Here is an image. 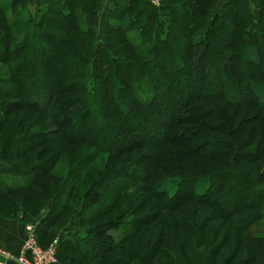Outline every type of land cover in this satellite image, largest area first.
I'll use <instances>...</instances> for the list:
<instances>
[{
	"label": "rangeland",
	"instance_id": "obj_1",
	"mask_svg": "<svg viewBox=\"0 0 264 264\" xmlns=\"http://www.w3.org/2000/svg\"><path fill=\"white\" fill-rule=\"evenodd\" d=\"M117 1L104 0L101 5L102 12L108 14L112 8L118 11L115 8ZM154 1L160 3L162 0ZM193 1L195 4L190 5L191 8L203 12L209 19L214 18L206 23L207 42L200 44L208 49L207 57L203 61L205 65L203 71L205 70L206 75L202 76L211 78L225 72L226 76L233 79L229 66V60L232 58V63L241 71L238 79L241 91L248 92L249 89L245 84L248 80L264 88V37L259 35L261 32L264 33V0H256L257 4L255 0ZM225 1L220 11L216 12ZM84 2L87 0L82 3ZM49 4L58 5L54 7L84 11L80 5L73 7L69 0H50ZM10 6H5V9H8L5 14L12 36L10 34L9 40L4 39V44L6 48L20 45L22 53L27 54L26 57L34 56L39 40L34 37V28L32 29V25L28 23L27 17L39 16L40 13L37 12L43 5L40 4L36 8L30 5L19 10L18 14L11 11L18 5ZM203 9L206 10L205 13ZM203 16H178V36L184 43L181 47L182 53H187L191 49L193 55L194 47L198 49L196 43L189 48L186 45L196 40L190 24ZM114 20L112 18L111 21L116 22ZM2 22L3 18L0 15V29H3ZM100 22H102L101 18ZM253 22L258 25V28L257 26L254 28H257L255 30L257 33L259 31L257 40L263 56L262 67L246 66L241 59L238 60L237 55L241 54L245 47L240 39L230 47L225 46L228 40L233 39L235 32L245 33ZM53 28L62 36H70L68 35L70 33L63 28ZM27 29L29 37L26 38L28 42H25L23 34ZM135 32L132 31L130 34L133 35ZM116 35L119 37L109 41L110 55L130 58L132 62H138L137 58L127 50L121 35ZM131 38L135 44L142 40L134 36ZM248 40L251 41L252 38L248 37ZM67 42L66 46L69 50L59 53V58L77 57L83 53L85 44L81 37L70 36ZM52 45L53 43L48 44V46ZM116 45L119 47L116 48ZM5 46L0 45L1 54L2 51H6ZM120 47L121 52H118ZM144 48L147 49V46L140 45V50ZM162 48L167 51L168 56L162 61L160 68H154L152 70L154 74L150 77L135 75L138 78L134 79L130 86L129 97L133 100L146 104L153 99L152 107L148 111L138 107L136 114L125 116L116 108V100L121 95L117 90L118 87L120 89L118 78L122 79L120 67L114 70L110 64L106 66L105 73L100 69L99 75L106 74L111 80L104 77L106 81H101L97 73L90 75L88 65L81 68L79 63H75L77 67L72 69V76L67 81L74 84L71 92L58 89L64 84V80L56 78L58 72L54 69L49 70L50 74H47L45 85H40L39 82L40 96L46 98V109L40 110L38 106L31 109L15 103L10 106L8 113L2 114L0 111V166L5 165L8 169L15 168V171L26 172L41 160L54 159L53 164L49 165L34 185L31 184L30 175L0 174L2 188L29 186L6 195L0 194V217L17 218L22 221L24 228L22 243L27 237L26 225L35 226L34 236L37 245L42 250L47 249V264H110L107 263L109 257L104 261L84 258L76 259L79 262H74L72 253L65 252L67 247L73 246L74 241H62L71 233L89 226H93L95 232L101 231L102 228L97 229V226L105 221L113 226L119 221L122 222L109 230L117 240V246L109 256L115 253L114 259L120 256L123 260V262L115 261L118 262L116 264H223L224 258L228 256L232 258L229 264H264V210L260 213L262 209L260 202H264V109L259 106L262 102L260 98H254L251 94H247L248 100L240 105L219 99L221 95L216 96V92L212 93L215 87L209 86L206 82L200 86L201 80L195 73L191 82H188L187 76L182 77L181 63L177 58L171 59L174 54L170 45L164 44ZM103 50L106 52L105 49ZM229 52L231 58L227 55ZM2 56L4 57L1 58ZM2 56L0 58L4 61L0 60V75L8 77L12 74L11 66L18 62L21 56L7 59V56ZM168 60L170 63H167ZM25 62L23 60L20 65ZM88 63L90 65L91 60H88ZM156 70L159 72L155 74ZM132 74L134 73L130 75ZM135 77L133 75L132 79ZM166 78L169 83L171 82L172 91L165 86ZM36 79L34 74L31 75L28 84L29 87L37 90L39 86ZM89 81L94 82V87L87 84ZM15 87L14 83L0 79V91L16 92ZM216 88V91L221 93L233 90L224 83L218 84ZM166 90L171 92L170 96ZM155 91L158 95L153 98ZM244 95L241 93L243 99ZM65 96L79 98L80 101L73 104L67 113L62 114L61 98ZM210 97H215L216 100L209 99ZM1 106L2 104L0 110ZM209 107H213V111L216 110L218 114L213 120L199 118L194 121L197 114L205 116L204 112H209ZM88 108L96 110L97 115L92 114L88 123L81 124L83 129L79 128L80 116ZM68 114L73 118L63 129L65 133H70L71 141L81 140L84 133L81 131L88 129L89 125L93 126H89L90 133L86 134L89 144L57 142L59 139L54 134L56 121ZM226 118L228 124L223 122ZM106 121L113 125L115 131L108 128L101 129L98 133L97 127L104 128L103 122L106 125ZM218 125L222 126L217 128ZM27 132L45 133L44 136L46 138L51 136L52 140L48 139L22 155H14L11 142L18 134ZM184 136L193 137L184 144ZM179 139L182 140L181 143H177L176 140ZM219 139L237 143L236 150L233 152L232 148L224 159L186 158L182 153V149L188 144L203 148L210 140L219 142ZM74 167L78 170L73 171ZM228 169L233 171L220 175ZM155 173L163 177L182 176L189 179L216 174L212 179L211 191H208V195H213V198L210 197V203H213L216 209L212 210L195 202L184 203L175 209H165L161 203L165 197L161 199L153 197V192H149L148 183L144 181L148 174ZM100 180H106V185L99 187ZM159 180L162 179L153 178L151 184ZM94 182H96L95 186L92 185ZM221 184L223 186L227 184L229 188L216 193ZM194 185L195 181L186 182L180 191L186 195L193 194ZM101 190L103 192L98 194L97 191ZM86 192L93 202L107 204L112 209L100 217L84 218V215H87L85 211L83 212L86 207ZM179 197L180 195L176 199ZM222 202L225 205L222 206ZM93 212L91 209L89 215L95 214ZM229 212L232 214L228 216ZM48 214L53 215V220L45 231L41 229L43 226L41 218L50 217ZM133 220L138 227L125 237L124 233L132 231L134 227ZM235 235L240 236L239 240ZM61 242L69 244L67 247L63 246L65 248L63 252L60 249ZM134 247L141 248V252L133 251ZM49 250L54 251V254L50 255Z\"/></svg>",
	"mask_w": 264,
	"mask_h": 264
},
{
	"label": "trees",
	"instance_id": "obj_2",
	"mask_svg": "<svg viewBox=\"0 0 264 264\" xmlns=\"http://www.w3.org/2000/svg\"><path fill=\"white\" fill-rule=\"evenodd\" d=\"M10 3H7L5 6H16V8L11 9L12 13L16 12L18 14V11L24 8L28 7V0H9ZM50 0H42V9L38 10L37 14L40 13L39 16H30L27 17L28 23L32 25V29L34 28V37L38 38L39 43L38 46L35 48V54L34 56H27V54L22 53L20 49V45L9 48L5 46V40H9V36L11 34L12 36V30L10 25L8 24L5 12L8 9H5L4 5H0V15H2L3 22L1 27L3 29H0V45L5 46L6 51H2V54L0 53V56L5 55L7 58H13V57H19L21 56V59L18 62H15L10 69H12V74L8 77H4L0 75V79L8 82V83H14L16 85V92L15 91H0V104L1 106V112L2 114L8 113L7 111L10 110L11 105H15V103L20 105H25L31 109L39 107L38 109L44 110L46 109V98L41 97L40 93V85H45L47 83V74L49 75V70L54 69L55 72H58L56 74V78L59 80H64V84L61 86V88H58L60 91H68L71 92L73 90L74 84L72 82H67L68 78L72 76V69L77 67L75 63H79V67L84 68L85 65H88V69L90 70V75L93 76V73H97V77L99 75V70L101 69L105 73L106 66H109L110 64L114 68V70L119 69L121 70L122 79L119 80L120 83V89L117 88L118 93L120 95L119 98L116 100V108L120 110L122 114H125V116H132L136 114V110L138 107L143 110H150L152 107L153 99L151 102L146 104H141L137 100H133L131 97H129V92L131 91V85L134 82V79H137L138 77H135V75H145L150 77L154 73H152L153 69L156 67H159L164 61L165 58H167L168 54L167 51L163 50V45L167 43L170 45L171 52L174 54V56L171 58L174 60L177 58L182 69L183 76L188 79V82H191L192 76L195 73L197 75L196 77H199L201 80L200 86L203 85V83H208L209 86L212 85V87L216 92L215 95H221L219 99H223L226 102L236 103L238 105L244 104L247 98V94H251L254 98H260L261 104H259L261 109H264V88L258 85L256 82L248 80L245 81V84L249 90L248 92L241 91L240 89V79L241 71L237 66L232 63V58L230 52L227 53L228 56H230V68L233 73L234 78L230 79L229 76H226L225 72H222L223 74H219L216 76H213L211 78L203 77L202 75H206L203 71L204 69V63L203 61L207 57L208 49L202 47L200 44H204L207 42V22L212 21L213 19H209L206 15L203 14V12L195 11L193 8L190 7V5H194L195 1L193 0H162L160 3H153L152 0H118L116 3V9L118 11H114L113 8L111 9V12H108L105 20L101 23L99 19V10L101 9V1L102 0H87V2L82 3L86 0H69V3H72L73 7H76L78 5L81 6V9L84 11H77V9H65L64 7H54L58 5L49 4ZM256 4L257 1L255 0ZM226 3V1L216 10V12H219L220 9L223 7V5ZM157 7V8H155ZM40 8V7H39ZM38 8V9H39ZM213 9V8H212ZM210 9V11L212 10ZM259 10V8H258ZM47 11V12H46ZM204 13L206 10H204ZM116 12V13H115ZM211 14V13H209ZM191 15H201L203 16L201 19H198L197 21L190 24V28L192 30L193 36L195 35L196 40L188 43L186 46L189 48L194 45L195 43L198 44V49L194 47V52L192 55L191 49L187 53H182L181 47L184 45L183 40L181 41L178 36V25H177V18L178 16H191ZM212 15V14H211ZM213 16V15H212ZM112 18L116 19V22H112ZM256 19V18H255ZM5 22V23H4ZM257 22V19H256ZM85 24L84 26L82 25ZM258 25L257 23L253 22V24L249 26V30H247L245 33L242 34V32H235L233 39L228 40L226 42L225 46L230 47V45L237 40L240 39V41L245 45L243 50L241 51V54L237 55L238 60L241 59V62L246 66H256V67H262L263 63V56L260 52V43H258L257 40V28H254ZM53 27H59L63 28L67 33L69 32L70 36L73 37H81L83 40V53L76 56H72L69 58H59V53H63L66 50H69L66 46L68 44L67 39L70 38V36H62L60 32L55 30ZM253 28V29H252ZM136 31L133 35L130 34V32ZM3 34V35H1ZM116 34L121 35V38H123L124 44L127 46V50L130 52L131 55L137 58L138 62H132L130 58H119L117 55H114V57L110 52L109 49V41L110 39H115L117 36ZM25 38L29 37V30L27 29L24 34ZM247 35V36H246ZM264 37V33L261 32V34ZM135 38H141L142 40L138 42V44H135L131 37ZM236 37V38H235ZM249 38H252L251 41L248 40ZM239 41V42H240ZM167 42V43H166ZM49 43H53L52 46H48ZM146 45L147 49L144 48V50H140V45ZM120 45V44H119ZM119 45H116L115 47H119ZM111 46V45H110ZM125 46V47H126ZM125 47H123V50H125ZM60 49L57 50V49ZM106 50L104 52L103 49ZM169 48V47H168ZM121 47L118 52H121ZM141 52V53H140ZM211 53V51H210ZM9 54L10 57H9ZM223 56V55H222ZM2 56L1 58H3ZM1 61H4V59H1ZM102 59V60H101ZM115 62H114V60ZM26 61L24 64L20 65V62ZM28 60V61H27ZM88 60H91V63L89 65ZM96 61V62H95ZM167 63H170V60H168ZM172 64V62H171ZM82 65V66H81ZM167 65V64H166ZM173 65V64H172ZM95 67V71H93ZM160 68V67H159ZM130 69V71H129ZM217 69V68H216ZM159 71L156 70L155 74ZM131 73H134L130 75ZM207 73V72H206ZM33 74L37 77L36 83L39 86L38 89H34L29 87L28 80L33 76ZM127 74V77H126ZM208 74V73H207ZM84 75V74H83ZM134 75L135 78L132 79V76ZM110 78L103 74L102 76L99 75V78L104 81L106 79ZM42 78V79H41ZM27 79V81H26ZM117 80V79H116ZM100 81V83H101ZM165 86L172 91L171 88V82L169 83V80L166 78L164 79ZM40 82V83H39ZM186 82V80H184ZM105 83V82H104ZM155 83V81H154ZM173 83V81H172ZM224 83L229 86V88H232L233 90L230 92H220L216 91V86L218 84ZM88 85H93L94 82L89 81L87 82ZM126 84V86H125ZM125 86V88L123 87ZM156 86V83H155ZM120 91V92H119ZM169 90H166V93L170 96L171 92ZM241 93L244 95L241 96ZM84 95V94H83ZM158 95V92L155 91V95L153 98H156ZM163 96V95H162ZM164 99L165 96H163ZM86 98V96H85ZM210 97L209 99H211ZM11 99L12 101H10ZM18 99V100H16ZM79 99V98H78ZM75 99L73 97H64L61 98V113H67L68 109L71 108L73 104L78 103L80 99ZM213 100H216L215 97L212 98ZM167 100V99H166ZM18 101V102H17ZM38 103V104H36ZM48 107V106H47ZM213 107H209V112H204L205 116H200V114H197V117L194 121L198 120L199 118H205V119H211L213 120L214 117H216L218 114H216V110L213 111ZM158 111H160L158 109ZM55 112V111H54ZM52 113V112H51ZM53 114V113H52ZM92 114L97 115L96 110H92L91 108H88L84 110V113L80 116V122L81 125L83 122L89 121V118ZM54 115V114H53ZM55 116V115H54ZM57 116V115H56ZM199 116V117H198ZM220 116V115H219ZM211 117V118H210ZM73 116L71 114H68L67 116H64L60 118V120L56 121V129H54L55 137H58L57 142H63L66 141L67 143H75L77 145H87L89 144V141L86 140V134L90 133L88 129L84 132L81 140H73L69 137L70 133H65L63 127L68 125L70 123V120H72ZM102 121V120H101ZM148 121V120H147ZM182 121V120H180ZM179 121V122H180ZM225 124H228V119H224L223 121ZM93 123V121H92ZM78 124V125H79ZM223 124V125H225ZM79 128H82V125ZM104 128H98L97 131L101 129H108L115 131L113 128V125L106 121L103 122ZM218 125L217 128H219ZM93 127V126H92ZM106 127V128H105ZM85 134V139H84ZM45 133L41 132H27L18 134L16 137H14L13 141L11 142V145L13 146V154L14 155H22L24 152H28L39 145L45 143L48 139H51V136L46 138ZM190 137L193 136H184V144H186V141L191 139ZM153 139V137H151ZM179 140H176L177 143H181ZM220 140V139H219ZM174 141V142H176ZM109 145V144H108ZM233 145V146H232ZM233 148V149H232ZM237 148V143L232 142L231 140L227 142L226 140H220L219 142H214L210 140L208 144H205L203 148L198 147V145L195 144H188L184 149H182L183 155L187 157H198L203 158L206 160H214V159H224L228 152L232 149L233 152ZM183 157V156H182ZM184 158V157H183ZM217 161V160H216ZM54 162L53 158H48L39 161L37 164H35L32 168H29L28 171H15L16 169H8L5 165L0 166V174L9 175V176H32L31 184L34 185L36 181L39 179V177L45 173L46 169L49 168V165H52ZM232 164V163H231ZM233 165V164H232ZM73 171L78 170L77 167L72 168ZM228 171L232 172V169H228L227 171L221 172V174L227 173ZM216 177V174L214 175H208L198 178H184L182 176L178 177H163L162 175L155 173V174H148L147 178L144 180L148 184L149 192H153V197H158V199H161L165 197L161 203L165 207V209H175L179 207L180 205L188 202H195L200 203L202 205H205L209 209L215 210L216 208L214 205L210 203V197L213 198V195H208L211 191V183L212 179ZM230 177V176H229ZM232 177V176H231ZM153 178L156 179H162L154 184H151V181ZM113 182V180H111ZM195 181L194 185V192L193 194H187L182 193L180 190L185 185L186 182ZM106 180H100L98 183L99 187L106 185ZM93 186L96 185V182L92 184ZM26 188H29V186H26ZM22 188V185L14 186L13 188L6 189L5 187H0V194L6 195L9 192L19 190V189H26ZM228 185L221 184L220 188L216 191V193H219L225 189H228ZM210 190V191H209ZM213 190V189H212ZM209 191V192H208ZM103 190L97 191L98 194L102 193ZM87 193V192H86ZM179 198L176 199L177 196ZM62 196V195H60ZM64 197V196H62ZM212 200V199H211ZM213 201H215L213 199ZM247 204V203H246ZM93 205H97L100 207H94ZM222 206L225 205L224 202L221 204ZM260 205L262 206L260 213L262 210H264V202H260ZM85 213L84 218H94V217H100L108 213L112 207H110L107 204H100L93 202V199H89V193H87V200L85 203ZM235 206V205H234ZM233 206V207H234ZM94 207V208H93ZM92 212L94 210L95 214L89 215V212ZM93 212V213H94ZM217 212V211H216ZM232 213L229 212L227 215H231ZM220 215V214H219ZM48 216H50L48 214ZM223 216V217H228ZM42 219V220H41ZM42 221V230H47V227L51 225V222L53 220V215L50 217L45 216V218H41ZM40 221V222H41ZM122 222L119 221L115 226L113 224L105 221L102 222V224H98L97 229H101V231L95 232L93 229V226H89L83 230L76 231L75 233H71L69 237L66 239H63L62 241H74L73 246H69L68 242H61L60 249L63 252L65 248L63 246L67 247V251H65L68 254H71V256L74 257L72 259L74 262L78 259H99L101 261H104L107 257L109 259L107 260V263L110 264H116L118 262L115 261H122L120 256L118 258L114 259L113 256H109V254L116 248V239L113 238V236L110 234L109 230L113 229V227H117ZM79 224V223H78ZM134 227L131 229L132 231L125 232V237L129 236L131 232L135 231L134 228L138 227L135 220H133ZM113 226V227H112ZM238 232V230H235ZM235 237L239 240L240 236ZM132 247V246H131ZM136 252H141V248L134 247V250ZM135 252V253H136ZM138 252V253H139ZM146 251H144L145 253ZM77 259V260H76ZM231 257H225L223 260V264H229V261H231ZM98 260V261H99ZM113 261V262H112ZM215 263V262H214Z\"/></svg>",
	"mask_w": 264,
	"mask_h": 264
},
{
	"label": "built area",
	"instance_id": "obj_3",
	"mask_svg": "<svg viewBox=\"0 0 264 264\" xmlns=\"http://www.w3.org/2000/svg\"><path fill=\"white\" fill-rule=\"evenodd\" d=\"M157 3V1L152 0ZM33 225H26V238L16 253L0 247V264H47V249L42 250L36 243ZM56 247V245H55ZM50 251V255L54 251Z\"/></svg>",
	"mask_w": 264,
	"mask_h": 264
},
{
	"label": "crops",
	"instance_id": "obj_4",
	"mask_svg": "<svg viewBox=\"0 0 264 264\" xmlns=\"http://www.w3.org/2000/svg\"><path fill=\"white\" fill-rule=\"evenodd\" d=\"M103 1H101V5H103ZM10 3L7 1H0V5H7ZM28 6H32L36 8L38 5H42V0H28ZM107 14L103 13L102 10H99V19L101 18L102 22L105 20ZM117 19V18H116ZM116 19L114 21H116ZM101 22V23H102ZM24 238V228L22 221L17 218L7 219L0 217V247L12 252L16 253L22 243Z\"/></svg>",
	"mask_w": 264,
	"mask_h": 264
}]
</instances>
